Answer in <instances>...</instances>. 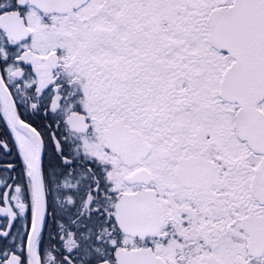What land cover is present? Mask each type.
I'll list each match as a JSON object with an SVG mask.
<instances>
[{"label": "snow or ice", "instance_id": "snow-or-ice-1", "mask_svg": "<svg viewBox=\"0 0 264 264\" xmlns=\"http://www.w3.org/2000/svg\"><path fill=\"white\" fill-rule=\"evenodd\" d=\"M0 264H264V0H0Z\"/></svg>", "mask_w": 264, "mask_h": 264}]
</instances>
